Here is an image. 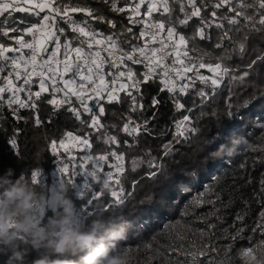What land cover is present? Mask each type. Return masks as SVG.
<instances>
[{"label": "snow or ice", "instance_id": "6c2138e0", "mask_svg": "<svg viewBox=\"0 0 264 264\" xmlns=\"http://www.w3.org/2000/svg\"><path fill=\"white\" fill-rule=\"evenodd\" d=\"M100 3L108 5L114 14H124L127 23L118 19V15L109 18L99 7ZM122 4L117 0H97L95 5L89 0H75L74 3L72 0H0V110L7 108L17 120H27L28 117H21L19 112L30 110L39 126V106L45 100L54 111L67 106L75 120L87 124L97 133L98 139L103 130L105 144L119 145L117 136L107 134L108 128L116 125L105 124L103 117L110 106L127 102L120 131L131 137V141L125 139L123 144L136 148L141 135L155 134L149 125L156 118L161 95L166 92L173 109L187 114L174 122L173 140L160 145L158 156L146 149L142 155L131 158L133 169L137 162H144L149 169L147 175L155 178L165 171V158L173 152L174 142L198 133L191 116L193 109L186 108L182 100L194 93L203 105L214 98L224 80L230 85L243 86L250 70L264 63V51L242 69L225 63L234 55L241 58L248 55L251 34L264 31V0H122ZM74 13H83V18L73 16ZM193 18L196 21L194 31L189 35L187 28L192 26ZM98 23L106 24L108 31H102ZM213 30L217 33L213 49L220 53L215 56L196 46L197 38L212 43ZM137 65L142 70L133 67ZM201 69H207L211 75H204ZM146 93L150 94L149 108L154 111L151 116L134 119L133 114L146 111ZM232 95L229 87L226 105L229 109ZM86 116L90 120L85 119ZM64 136L71 139L72 147L92 148L89 133L81 136L69 131ZM9 144L15 149L17 141L10 139ZM50 147L56 151L55 140ZM59 147L71 151L64 139L59 141ZM109 158L114 161L109 165L112 170L101 174L100 169ZM125 158L126 154L118 150L104 151L96 156L85 151L79 168L91 162V179L99 181L100 186L99 191L92 193L89 204L93 206L95 201V205L101 204L104 210L111 212L123 205L130 195L125 193L120 176L125 172ZM75 167L72 172L68 164L59 168L69 184L71 177L76 175ZM38 171L34 169L30 175L34 185ZM105 191L112 200L103 199ZM260 192L264 193V174ZM218 200L219 194L211 187L193 199L190 205L193 208L205 203L212 205V210L201 218L205 227L196 229L200 244L197 247L186 232L177 233L172 243L157 249L162 264L173 257L180 261L181 256L188 264H204L198 256L220 251L212 242L218 225L207 218L216 216L219 219L215 210ZM259 203L262 222L257 228L264 235V196ZM184 215L187 216V212ZM244 218L245 214L238 212L233 227L236 221L243 223ZM243 230L236 228L235 235L222 231L220 235L225 241L231 238L234 243ZM231 247L225 244L226 257ZM257 251H264V240L255 247L243 248L241 254L251 264Z\"/></svg>", "mask_w": 264, "mask_h": 264}, {"label": "trees", "instance_id": "16d2710c", "mask_svg": "<svg viewBox=\"0 0 264 264\" xmlns=\"http://www.w3.org/2000/svg\"><path fill=\"white\" fill-rule=\"evenodd\" d=\"M69 2V0H65ZM74 3L75 0H72ZM93 5L97 0H89ZM122 4V0H117ZM99 7L109 17L117 16L118 19L127 23L124 14H114L109 10V6L103 3ZM178 11V9H177ZM23 16L24 14H17ZM73 16L83 18V13H74ZM195 18L190 22L192 26L187 28L189 35L194 31ZM98 27L108 31L106 24H99ZM212 43L207 39L199 41L197 38V48L211 53L213 56L219 55L213 49L217 33L213 30ZM252 39L248 42V55L243 58L234 55L225 63L232 68L242 69L244 65L250 63L255 56L264 51V31L252 33ZM138 71L141 66H133ZM204 75H211L207 69L200 70ZM158 83V82H157ZM201 87L199 83L197 88ZM229 87L232 88L231 108L226 105L229 98ZM211 91L210 86L207 89ZM47 96V94H45ZM50 98V97H48ZM161 104L157 111L156 118L150 123L154 129V135H141L139 146L128 148L123 144L125 139L131 141L125 133L120 131L123 124V115L128 109V104H115L108 108L103 122L108 125L115 124L116 127H109L107 134L115 135L120 141L119 145L105 144L104 132L97 133L91 131L87 124H80L67 110V106L60 110H53L46 100L39 106L38 115L41 124H35V118L30 110H20L24 119H14L7 108L0 110V173L6 168L13 169L12 178L23 174L31 184L30 175L34 169H38L37 183L34 189L43 196V200L36 202L34 206V218L40 223H45L49 217L54 215L59 209L49 202L55 186L58 183L67 185L66 195L73 201L78 221L86 223L99 209L93 208L89 204L92 193L99 191V181L91 179V162L83 169L79 168L81 157L85 151L93 156L103 154L104 151L111 152L118 150L124 152L125 172L121 173L122 187L127 198L122 206L115 210L122 212L129 222L127 238L120 241V247L130 253L131 264H162L157 253L158 248L165 247L172 243L173 238L179 232H186L189 239L194 240L197 247L200 244L197 228L205 227L201 218L212 210L210 203L202 204L198 207H191V202L201 192H205L211 187L219 194V200L215 204L216 216H208L210 222L218 225L216 235L212 237V242L220 249L219 252H208L206 256H198V260H203L204 264H250L241 253L246 247H255L264 240V235L257 228L261 223L259 203L264 193L260 192V181L264 174V63H258L250 70L248 81L243 85L231 84L226 79L221 88L217 90L213 99L201 105L200 97L194 93L187 95L182 102L186 108H192L191 116L194 126L198 128L195 135L189 134L188 139L179 138L173 144V152L165 158V171L155 178L147 175L149 169L146 163L137 162L135 169L132 167L131 158L140 156L146 149H151L153 156L160 154V145L167 141H172V133L175 130L174 122L179 120L184 111H175L172 102L165 92L161 95ZM247 101V103H245ZM145 109L142 114H133L134 119H143L151 116L153 109L149 108L150 94L145 96ZM201 112L204 113L201 116ZM90 120V117H84ZM19 129V131H17ZM74 135H85L89 133L91 149L83 150L72 147L70 138L64 136L66 132ZM161 133H163L161 135ZM238 135L243 138V143L239 144L236 150L228 156H213L217 146L227 143L230 136ZM10 139L17 141L15 149L9 144ZM65 140V144L71 149L59 147V141ZM55 140L57 149L55 152L50 147ZM211 140V143H207ZM147 157H145V160ZM114 161L109 158L100 169V173L111 171L109 167ZM64 164L69 165V172L75 167L76 175L71 177L72 183H67V176L59 171ZM89 173V176L86 173ZM85 185H87L85 187ZM207 194V193H206ZM104 200H112L110 194L105 191ZM187 212V216L184 213ZM245 214L243 223L236 221L237 213ZM114 214L104 210L103 216L108 218ZM236 228H243V233L236 236L233 243L229 238L227 241L220 235L231 232L235 235ZM169 229L173 231L170 232ZM207 236V233H205ZM231 244L230 255L225 256V244ZM14 246L27 247L20 241H15ZM10 254L8 246L0 245V264L5 261ZM39 255V252L28 247L25 260L31 261ZM78 260V257H73ZM188 264L181 256L180 261L175 257L171 261L165 259L163 264Z\"/></svg>", "mask_w": 264, "mask_h": 264}, {"label": "clouds", "instance_id": "9594fccd", "mask_svg": "<svg viewBox=\"0 0 264 264\" xmlns=\"http://www.w3.org/2000/svg\"><path fill=\"white\" fill-rule=\"evenodd\" d=\"M241 143L243 138L234 134L212 155H231ZM12 175L10 167L0 173V245L10 249L5 264H131L130 253L120 247L130 226L122 212L114 210L105 218L103 206L97 204L99 211L82 223L77 219L73 201L66 195L67 185L58 183L49 202L59 211L40 223L33 210L43 196L23 174L15 179ZM15 241L27 247L14 246ZM28 247L39 255L26 262ZM251 264H264V251H257Z\"/></svg>", "mask_w": 264, "mask_h": 264}]
</instances>
